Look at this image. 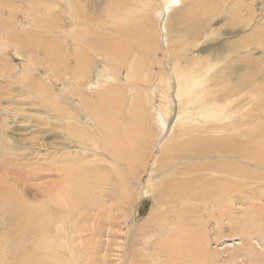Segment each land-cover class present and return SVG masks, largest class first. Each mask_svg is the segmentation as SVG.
<instances>
[{"label":"rangeland","instance_id":"obj_1","mask_svg":"<svg viewBox=\"0 0 264 264\" xmlns=\"http://www.w3.org/2000/svg\"><path fill=\"white\" fill-rule=\"evenodd\" d=\"M7 1H9L10 4H7ZM74 1H76L75 5H77V15L79 17L76 19L77 24L81 22V26H74L78 30L73 27L74 23L69 20L68 13L65 14L63 12L65 8L67 9V6L65 7V3H62L61 0H2L3 3L9 5L13 9H6L3 4L4 11L3 13L0 12V22H2V25L0 24V147H19L21 150L18 152H11L10 150L1 152L4 155V153L7 154V151H9L10 156L7 157L10 161V165L9 168L1 166L0 175H5L7 172L5 177L8 179L10 185H13L12 183L16 181L13 176L16 178L21 176V179L27 181V188L30 189L32 187L39 189V194H46V189H53V191L57 192L59 189L55 187L61 183L66 187L67 197L72 196L71 182H76L77 185L81 183L84 184V186L94 187L95 194L99 197L95 202L98 211L93 212L90 206L87 214L91 216L90 220H92L91 223H94L93 227L97 226V230L101 232L98 233V231H95L98 233L97 234L89 230L90 233L96 236L94 235V239L92 240L94 243L88 240L91 245L88 243L86 246L93 247V251L99 250L101 254L92 259L90 257L91 253L89 252L88 257L94 261H98L100 258H107V260H111L115 263L116 261L113 259H117V255L126 253V250L128 251L127 247H121L124 244L123 240L125 241V232L132 230L136 223V228L141 226L142 224L140 223L145 221L152 210L156 209L153 195L144 192L148 190L151 173L156 167L154 163L157 157L160 156L161 151L159 147L156 148L157 146L154 148L150 138L145 137L143 139V161L141 166L137 169H142L141 183L144 188L142 187L133 192V198L136 196L139 199L134 200L136 201L134 204L135 206L132 205V200L130 202V207L127 208V210L131 212L130 216L133 221L127 229L129 222L126 225L124 216H114L117 213L115 210L116 207L119 204L121 205L120 198H123L121 191L118 189V183L115 180L108 181L109 179H113V176L106 177L97 172V168L111 170L110 166L113 165L108 156L102 155L100 149L102 145H100L99 137L95 136L92 128L88 129L85 126H79L83 129L84 136H79V134L74 135L71 132L73 126L72 118L74 117L77 119L79 118V121L82 123L91 124L92 120H89L91 116L84 111L82 105L83 98L84 100L88 98L92 106H90V108H93L95 105H100V99L97 97L98 94L93 96L94 100H92L91 89H89L90 87L87 88V86L89 83H92L95 89L97 86L100 87V91L97 90V92L106 89L100 85V78L104 74V72H102L104 67H106L105 58H112V56L109 53H105V50L109 47H103L108 46V42H110L111 45H113L114 42H118L113 39L116 33L115 27L118 28V25L120 27L119 22L122 21H116L117 24L116 22L114 23V21L115 19L119 20L118 18L121 15L113 14L115 16L114 18L112 14L108 12L105 13L106 7L109 9V6L112 5V2H110L111 0ZM121 1L136 3L137 8L133 6L130 10L132 13L130 18L125 20V23L132 27V29L129 27L125 28L126 36L122 42H129L130 44L129 46H125V49H120L122 58L121 62L116 65V71L122 69L125 64L127 65V69H125L121 75L124 81L127 71L131 68L134 72V80H131L132 83H128L127 86L130 87L132 85V87L134 86L139 89H137L139 92L138 104L140 103L138 106L142 107L139 108V110H150L153 108L151 111L147 110L148 117L146 127L143 128L144 130H149L150 133L153 132L155 135H158L162 129L157 120L158 117L155 118L154 115L155 109L158 108V104H160V89H162L158 81L162 78L164 81L170 79L171 89L169 93L175 100L177 94L175 92L178 91L176 90L178 89L176 73L179 75V78H182L194 69L198 70L204 68L205 65L210 63L213 70L208 77L204 78L205 80L202 84L197 83V85H195V98L193 100L198 101V99H204L206 97L215 115L214 99L216 96H220L222 90V94L225 98L219 101L225 105V111L228 115L236 105L238 106V102L240 103V100L236 101V98H233L232 103L229 102V88L234 86L237 80L243 77L247 70H250L252 74L249 78L245 77V82L247 84L250 81L256 83L255 88L252 90L257 93L254 105L255 113L252 115L255 120L250 121L248 118L249 114H246L247 112L250 113V107L243 109L244 111L238 110L239 112L243 111V114H245L243 118L240 117V120L242 122V119H244L246 125L232 131L231 134L234 136L246 135L247 140L253 143L261 139L264 143V135L261 137L260 133L255 132L258 123L264 121V115L259 111V109L264 106V0H172L174 1L173 4H175V2L178 3L175 4L173 8L169 9L163 5L162 0ZM46 2L50 3L51 6L56 4L60 5L62 12L59 9L57 13H54V9H50L51 13H47V9L42 5V3ZM138 5L145 8L144 13L139 9L140 7ZM110 19L112 22H110ZM11 20L12 22L10 23L9 21ZM63 20L64 22H62ZM33 22L40 24V26L37 27L36 25H32ZM50 22L55 23L54 25L57 26L61 25L62 22L61 27H63L65 33L60 29L56 33L57 37L50 35ZM112 25H115V27ZM122 28H124V26ZM37 30L44 32L43 34L45 35L36 32ZM134 32L136 33L134 34ZM166 32L168 37L165 34ZM71 33H75L78 36L82 35L80 39V42H82V50L76 55V59L83 65V69H89L92 66L90 68L92 70L87 73L89 80L87 79L86 82H83L85 89L83 88V84H77L79 83L76 78L78 74L74 71L77 69V64L74 60L76 53V48L74 47L75 42H73L72 39L67 40V36ZM41 35L44 36V38L42 37V39H39ZM3 40H6V42L9 41V45H6ZM22 42H31L28 43V45L30 44L29 48H24ZM119 46L120 44L118 47ZM95 51L98 55H96ZM236 51L239 52V55L235 53ZM67 53L68 58L66 60ZM115 54L116 52L114 56ZM28 61H30V63ZM56 61L58 63L60 61L61 65H59V67L55 66ZM196 62L197 65L195 66ZM122 63L125 64L123 65ZM30 66L31 69L35 70V76H32L30 81L31 86H33L34 83H38L35 77L39 80L43 77L46 78L44 80L46 82H42L45 84L44 88L47 94L40 97H44L45 102L37 98V90L32 89L28 83V85H22L21 80H19L22 71L26 69L27 74ZM56 68L58 71L55 70ZM37 70H40V72ZM66 71H68V73H66ZM91 76L93 78H91ZM223 78L227 81V85L214 86V84H220ZM101 80L103 81V77ZM193 80H195V78ZM127 86L124 85V88ZM132 87L130 88L133 89ZM249 90H251V88H249ZM249 90L247 89L246 91L249 92ZM150 91L155 94V98L151 97L152 94H150ZM244 94V97H250V95ZM52 95L54 97L56 95H61L60 101L61 104H63L61 109H55L53 107ZM131 95V92L125 95L127 99L126 111L130 107L129 100L131 99ZM113 101L114 98H112L111 103ZM185 102L187 103L188 101L185 100ZM187 104L184 106H187ZM106 105L107 104H103L102 108L104 109ZM111 106L110 104V107ZM179 106L178 103L173 111H179L181 108V106ZM115 107L119 110V107L116 105ZM191 107L195 108L197 106ZM91 112L94 111L91 110ZM193 114L194 120H201V117L196 111L193 112ZM177 115L178 112L173 115L175 120L172 125L174 126L180 123L179 119L177 121ZM114 116L116 118H123L122 113L121 115ZM180 116L181 115H179V117ZM240 120L234 125L230 124L228 126L235 129L234 127L241 123ZM92 125L94 126V123ZM197 125H199V122L194 124V126ZM106 126L111 132L122 137L120 132L109 126L108 121ZM252 131L254 132L253 135H251ZM163 137L168 140L164 133H161L159 139ZM125 142L128 143V140H125ZM82 143L84 145H81ZM157 143L158 142H156V145ZM164 144L163 146H165ZM171 144L170 140L168 146ZM228 153L241 154L236 147L228 149ZM135 154L136 152L133 151L130 153V156L133 158ZM7 157H5V160ZM3 160L0 154V163ZM90 160L94 161L95 164L91 163ZM263 183L264 180L256 183V191L258 187L261 188L259 184L264 186ZM105 187L111 192L107 191L109 196L103 198L98 194V191ZM7 189L8 192L6 194L0 193L1 263L21 264V257L18 254L17 237L12 230L16 225L7 229L11 225L6 222L9 221L13 223L18 220V224H20L22 219L17 218L16 215L20 212L26 214L28 207H26L25 204H28V202L38 204L40 200H37L35 194L34 197L29 194L23 197L20 195L21 188H16L19 194L15 191L10 192L9 187H7ZM44 199L47 198L45 197ZM47 200L52 201L53 197ZM65 206L71 207L69 203ZM261 214L258 218L264 220V214ZM66 217L67 215L63 217V221H65ZM66 220H68L66 222L67 228L66 225L64 227L66 233L61 232L59 235L60 238H57L59 241L57 243H64L65 247V252L58 255V257L60 256L61 264H67L68 262V264H74V262L76 264L87 262L85 259L87 253L85 251H81L82 253L75 252V250L71 251L68 248L72 245L69 246L66 244V241H70L71 236V234L68 235L67 232H74L73 228H69L70 225L75 224L77 229L79 226L80 228L85 227H83V223H81L80 220L75 218H67ZM93 220L96 222H93ZM107 220L110 221L108 222ZM110 222L115 228V232L113 233L118 234V238L109 235L110 228L108 229V226H110ZM226 226L224 234L230 236L236 226L232 224L229 225V227L228 225ZM98 227H100V229ZM210 229L211 234L213 233L214 236L215 231H218V226L215 229L214 223H212ZM36 232H39V229H32L31 235L34 236ZM218 233L219 232H217V234ZM49 234L52 236L57 233L56 230L52 228ZM259 236V238L263 239V242V236L260 234ZM27 239L25 238L24 241H27L28 246L24 242L23 248L20 249H23L21 252L31 251L33 249L34 245L32 244V240L29 238ZM155 239L157 240V238ZM239 240L240 239L236 237H231L226 240H213L210 245L211 251L217 252L212 257V260L215 261L214 263L223 264L225 260H229L233 252L231 250L234 246L236 247V242ZM214 241H216V243ZM51 243L52 242H50V244ZM76 244L79 243L77 242ZM154 245L156 247V244ZM154 245L150 244L148 249H143L145 252L142 251V249L139 250L143 258L142 261L139 262L140 264L147 261H149L150 264L154 263L152 261H155L156 264H160L161 261L169 256L164 251L163 254L162 251H158L161 256L159 255V258H156L155 254L157 251H153V249H155ZM254 247L258 252H264V249L257 243H254ZM226 249L230 251L226 252ZM149 251L153 252L152 255ZM258 252L257 255L259 256ZM70 255H72V258H70ZM257 255L255 256L256 258L253 257L252 260H250V263L248 254H245V258L248 260H244V263L254 264L255 262V264H259L256 262V260H258L262 262L261 264H264V258H257ZM61 256L64 258L63 262ZM150 257L154 259L151 260ZM72 259H74V262ZM96 263L99 264V262Z\"/></svg>","mask_w":264,"mask_h":264},{"label":"bare ground","instance_id":"obj_2","mask_svg":"<svg viewBox=\"0 0 264 264\" xmlns=\"http://www.w3.org/2000/svg\"><path fill=\"white\" fill-rule=\"evenodd\" d=\"M61 1L62 3H65V7L67 6V9L65 8L63 12L65 14L68 13V17L70 18L69 20L74 23L73 27L81 26V22L80 24H77L76 20L77 18H79L77 15V5H75L76 1ZM110 2H112V5L109 6V9L108 7H106L105 13L108 12L112 15H121L118 18L119 20L115 19L114 23L116 21L122 22H119V29L116 28L115 25H112L116 29L115 38L113 39L118 42H114L113 45L108 42V46L103 47H109L105 50V53H109L112 56L111 58L108 55L109 58H105L106 67H104V70L102 71L104 72V74L102 75L103 81L101 80L102 77L100 78V85H102V87L106 89H103L101 92H97V90L100 91V87L97 86L95 89L93 84L89 83L87 88L90 87L89 89H91L92 100H94L93 96H96L98 94L97 97L98 99H100V105H95L93 108H90L91 103L88 101V98L85 100L83 98L82 105L84 107V111H86V113L91 116H88L90 118L89 120H92L91 124L82 123L81 121H79V118L77 119L74 117L72 118L73 126L71 128V132L74 135L79 134V136H84V131L80 127L85 126L88 129L92 128L95 136L99 137L100 145H102V148H98L101 149V153L103 156H108L111 159L113 165L110 166L111 170L97 168V172L102 176H113L114 178L109 179L108 181L115 180L118 183V189L119 191H121L123 198H120L121 205L119 204L115 209L117 211L116 215H112H120L121 217L124 216L126 225L129 222L127 229L129 228L130 223L133 222L130 216L131 212H129L127 208L130 207V202L132 200V205H134L136 202L134 200L139 199L136 196L133 198V192L143 187L141 183L142 169H137L141 166L143 161L142 154L144 152V145L142 141L145 137L150 138V141L153 142L154 148L155 146H157L156 148L159 147L161 153L154 163L156 167L151 173L149 186L147 188L148 190L144 193H150L151 195H153V200L155 199L156 203V209L152 210L145 221L140 223L142 224L141 226H138V228H136V223L135 227L132 230L125 232V241L123 240L124 244L121 247H127L128 251L126 250V253L117 255V259H113L116 261L115 263L111 260H107V258H100V260L94 261L92 259L99 256L101 252L99 250L93 251V247H87L86 245L88 243L90 244L95 235H93V233H90L89 230L92 232L98 231L97 226L93 227L94 223H91V216L87 214L88 208L90 206L93 212L98 211V208L95 206V202L99 199V197L95 194V188H91L87 185L84 186V184L81 183L77 185L76 182H71L72 196L67 197L65 189L66 187H64V185L61 183L55 187L59 189L58 191L60 194L58 193V191H53V189H43L46 191V194H39V189H35L32 187L28 189L26 186L27 181L21 179V176H19L18 178L13 176L16 181H12L13 185H10L8 179H6L5 177V175L7 174L6 172L5 175H0V193L6 194L8 192L7 187H9L10 192L15 191L17 194H19L16 191V188H21L20 195H22L23 197L26 196V194L34 197L35 194L37 196V200H40V202L38 201V204L28 202V204H25L26 207H28L26 214H22L20 212L16 215V217L21 218L22 222L24 223L21 222L20 224H18V220L13 223L9 221L6 222L7 224L11 225H8L9 228L7 229H10L14 225H16L12 230L17 237V245L19 250L18 254L21 257V264H61V259L60 256L58 257V255L65 252V247L64 243H57L59 242L57 238H60L59 235L61 232L66 233L64 227L66 225L67 228V218H75L77 220H80L81 223H83V227H85L80 228L79 226L77 229V226L73 224L70 225L69 228H73L74 232H67L68 235L71 234V236L70 241H66V244H68L69 246L72 245L68 249L71 251L75 250V252L85 251L87 253L85 258L87 262H80V264H89V262L90 264H98L96 262H99V264H140L139 262L142 261L143 258L141 257L142 253H140L139 250L142 249V251H144L143 249H148L150 244H156V247L154 245L155 249H153V251H157V253L155 254L156 258H159L160 255L158 251H162V254L166 252V254H168L169 256L171 255L170 257L167 255L168 257L166 256L167 258L161 261L162 264H164V261L165 264H215V261L212 260V257L217 252L211 251V242L213 240L220 239L226 240L231 237H236L240 240L236 242V247L234 246L231 250L233 252L230 255L229 260H225L223 264H249L247 262L244 263V260H248L247 258H245V254H248L249 262L251 263L250 260H252V258L255 257L258 252L254 247V243H257L264 249V241L262 242L263 239L259 238V234L263 236L262 238H264V220H260V218H258L260 217L261 213L264 214V186L260 185V183L259 186H261V188L258 187V190L256 191V183L264 180V143L261 141V139L260 141H256L255 143H253L247 140L246 135L234 136L231 134L232 131L238 128H242L246 125L244 119H242V122L240 120V117L243 118V115H245L243 114V109L250 107V113L247 112L246 114H249L248 118L250 121L255 120L252 115H254L255 113L254 105L257 93L252 90L253 88H255L256 83L250 81L247 84L245 82V77L249 78L252 74L251 71L247 70L244 76L239 78L236 84L229 88V102L232 103L233 98H236V101L240 100V103L238 102V106H232L234 107V109L230 111L228 115L225 111V105H223L221 101H219L224 100L223 98H225L222 94V90L220 96H216L214 99L215 115L213 113V108L206 100V97L204 99H198V101L193 100L195 98V85H197V83L202 84V82L205 80L204 78L208 77L213 70L210 63L205 65L204 68H200L198 70L194 69L192 72L187 73V75H184L182 78H179V75L176 73L178 86V89L176 90L178 91L175 92L177 93L175 100L169 93V90L171 89V84L169 81L170 79L165 81L163 80V78L160 79L158 81L160 82V86L162 88L160 89V104H158V108L155 109L154 115L155 118L158 117L157 120L162 129L158 135H155L153 132L150 133L149 130L146 131L143 128L146 127L148 117L147 113L153 108H151L150 110L147 109L148 111L144 109L139 110V108L142 107L138 106L140 104H138V88L129 85L134 89L133 91V89L127 86L128 83H132L131 80H134L133 70L130 68L129 71H127L124 77V81L122 78L123 76L121 75L124 70L127 69V65L125 63H122L123 65H125L122 67V69L116 71V65L121 62L122 58V52H120V49L124 48L125 46H129L130 44L129 42H122L124 37L126 36L125 28L129 27L130 29H132V27L128 26L125 23V20H128L130 18V15L132 14L130 11L131 8H133V6L137 8V5L136 3L124 2L121 0H111ZM162 3L167 9H169L173 8L178 2H175V4H173L174 1L172 0H162ZM3 4L5 5L6 9H13L9 5H7L10 4L9 1H7V4H5L2 2V0H0L1 13H3L4 11ZM42 5L47 9V13L49 14L51 13L50 9H54V13H57V10L59 9L61 11V7L58 4L51 6L50 3L46 2L42 3ZM138 6L140 7L138 8L141 9V11L144 13L145 8L141 5ZM79 14L82 15L81 13ZM111 19L110 22H112ZM64 20L62 22H64ZM9 22L11 23L12 20ZM62 22L59 26L54 25L55 23L52 22L49 23L50 35L57 37L56 33L60 29H62L61 31L65 33L63 27H61ZM0 24L2 25V22H0ZM32 25H36L37 27L40 26V24H37L35 22H33ZM123 26L124 28H122ZM36 32L40 34L44 33L40 30H37ZM135 33L136 32H134V34ZM165 34L167 36V32ZM42 37L44 38V36L41 35L39 39H42ZM81 37L82 35L78 36L75 33H71L67 36V40L72 39V41L75 42L74 47L76 48V53L74 56V60L76 61L77 69L74 71L78 74L76 78L78 79L79 83L77 84H83V82H86L87 79L89 80V77H87V73L92 70L90 69L92 66L89 69H83V65H81L79 60L76 59V55L82 50V42H80ZM3 42H5L6 45H9V41L6 42V40H3ZM28 43L31 42H22V46L28 49L30 46V44L28 45ZM119 44L120 48L118 47ZM115 52L116 54L114 56ZM235 53L239 55L238 51H236ZM96 55H98V53H96ZM67 58L68 53L66 54V60ZM28 62L30 63V61ZM59 63L56 61L55 66L59 67V65H61V63ZM196 65L197 62L195 66ZM55 70L58 71L57 68ZM37 71L40 72V70ZM66 73H68V71H66ZM34 74L35 70L31 69L30 66L27 74L26 69L22 71L19 80H21L22 85L28 83L32 89L37 90V98L45 102L44 97H40L47 94L44 88L45 84L43 83L46 82L44 81L46 78L43 77L39 80L37 77H35L38 83H34L33 86H31L30 81L32 79V76H35ZM91 78L93 77L91 76ZM194 78L195 80H193ZM124 85L127 87L124 88ZM225 85H227V81L224 78L221 79L220 84H214V86ZM249 88H251V90H249ZM247 89L249 90V92L246 91ZM130 92L132 94L131 99L129 100L130 107L126 111L127 99L125 98V95L126 93ZM244 93L250 95V97H244ZM150 94H152V98H155L154 93L150 91ZM60 96L56 95L54 97L52 95V105L55 109H61L63 107V104H61L60 101ZM112 98H114V101L111 103ZM185 100L188 101V104L185 102ZM178 103L181 106L180 110L173 111L174 107L177 106ZM103 104H107L104 107L105 111L102 108ZM110 104L112 105L111 107ZM185 104H187V106H184ZM115 105L119 107V110L115 107ZM191 106L197 107L194 108ZM91 110L94 112H91ZM238 110L243 111L239 112ZM195 111L201 117L200 121L194 120L193 112ZM259 111L262 115H264V106L263 108L259 109ZM177 112V121L179 119L180 123L179 125L174 126L172 125L173 121L175 120V117L173 115L177 114ZM121 113L123 114V118H116L114 116L121 115ZM90 114H92L94 117ZM179 115L181 116L179 117ZM238 120H240L241 123L237 124L236 127H234L235 129L228 126L230 124L234 125ZM107 121L111 128L120 132L122 137L125 140H128V143H126L122 137L114 134L108 129V127L106 126ZM196 122H199V125L194 126ZM93 123L94 126L92 125ZM255 132L260 133L261 137L264 135V121H260L258 123ZM161 133H164L168 140H166L165 137L159 139ZM253 134L254 132L252 131L251 135ZM170 140L172 144L168 146ZM156 142H158L157 145ZM163 144L165 146H163ZM81 145L84 144L82 143ZM235 147L239 149L241 154L228 153V149H233ZM5 150L18 152L21 149L19 147L9 148V146L0 147L1 158L4 159L0 163V167L6 166V168H9L10 161L7 157L10 156L9 151H7V154L4 153V155L3 153H1L2 151L5 152ZM133 151L136 152V154L135 157L132 158L130 156V153H132ZM5 157H7L6 160ZM90 162L95 164L94 161L90 160ZM107 191L111 192L108 188L105 187L103 189H100L98 191V194L101 197L105 198L109 196ZM48 196L53 197V200H47L51 198ZM45 197L47 199H44ZM67 203H69L71 207H66L65 205ZM66 215L67 217L65 221H63V217ZM107 221L109 222L110 220ZM93 222L96 221L93 220ZM212 223H214L215 229L218 226L217 232H219L217 234V232L215 231L214 236L213 233L211 234L210 229ZM231 224L236 226V228H234L235 230L230 236L225 235L224 231L227 227L226 225H228L229 227V225ZM109 225V235H111V237L118 238V234L113 233L115 232V228L111 224V222L109 223ZM100 227L98 228L100 229ZM52 228L56 230L57 234L50 236L49 232ZM32 229H39V232H36L33 236L31 235ZM99 232L101 231H98V233ZM25 238L31 239L34 246L31 244L33 246V249L31 251L21 252L23 249H20L23 248ZM155 238H157V240ZM88 240H90V242H88ZM50 242L52 243L50 244ZM77 242L79 244H76ZM92 242L94 243V241ZM214 242L216 243V241ZM25 243L27 244V241ZM1 247L2 244H0V264H3L1 263ZM225 251L228 252L230 250L226 249ZM89 252L91 253L90 257L92 259L88 257ZM150 253L152 255L153 252ZM258 253L259 256L257 255V258H264L263 251H259ZM70 256V258H72V255ZM150 258L151 260L154 259L152 257ZM63 259L64 258L62 257V262ZM72 260L74 262V259ZM152 262H154L152 264H156L155 261ZM256 262L259 264L262 263L258 260H256ZM74 264L76 263L74 262ZM142 264H150V262L147 261L143 262Z\"/></svg>","mask_w":264,"mask_h":264}]
</instances>
